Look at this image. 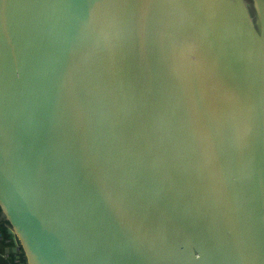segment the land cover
Wrapping results in <instances>:
<instances>
[{"label": "water", "instance_id": "95a60500", "mask_svg": "<svg viewBox=\"0 0 264 264\" xmlns=\"http://www.w3.org/2000/svg\"><path fill=\"white\" fill-rule=\"evenodd\" d=\"M0 221L25 264H264V0H0Z\"/></svg>", "mask_w": 264, "mask_h": 264}, {"label": "crops", "instance_id": "0c3cea01", "mask_svg": "<svg viewBox=\"0 0 264 264\" xmlns=\"http://www.w3.org/2000/svg\"><path fill=\"white\" fill-rule=\"evenodd\" d=\"M13 246V239L8 236L6 229L0 226V264H24L20 253L11 254L5 251Z\"/></svg>", "mask_w": 264, "mask_h": 264}, {"label": "trees", "instance_id": "16d2710c", "mask_svg": "<svg viewBox=\"0 0 264 264\" xmlns=\"http://www.w3.org/2000/svg\"><path fill=\"white\" fill-rule=\"evenodd\" d=\"M0 223H1V221H0ZM20 254H21L22 259H23V262H24V264H25V259H24V256H23L22 252H20Z\"/></svg>", "mask_w": 264, "mask_h": 264}]
</instances>
